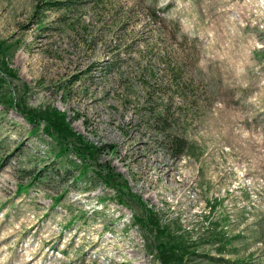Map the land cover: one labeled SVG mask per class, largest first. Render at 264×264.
<instances>
[{"label":"rangeland","instance_id":"rangeland-1","mask_svg":"<svg viewBox=\"0 0 264 264\" xmlns=\"http://www.w3.org/2000/svg\"><path fill=\"white\" fill-rule=\"evenodd\" d=\"M1 42L0 91L65 113L135 201L0 104V264H159L138 199L185 264H264V0H0Z\"/></svg>","mask_w":264,"mask_h":264},{"label":"trees","instance_id":"trees-1","mask_svg":"<svg viewBox=\"0 0 264 264\" xmlns=\"http://www.w3.org/2000/svg\"><path fill=\"white\" fill-rule=\"evenodd\" d=\"M55 6H66L72 4L69 1L63 3H55ZM65 8L66 7H61ZM68 8V7H67ZM10 48L6 46L4 42L0 43V72L5 76L12 79H17L16 72L9 68V63L5 59ZM0 83L4 85V81L0 80ZM26 87H24V90ZM20 103L7 93L0 91V104L3 106H15L21 113L22 117L32 127L33 133L41 132L49 137L54 143L53 153L55 157L73 155L77 161L80 162V174L83 177L91 169L95 168L94 175L103 183L105 188L111 189L117 192V202L123 206H127L130 201H135L134 195L125 191L127 188V182L121 183L120 176L115 174L114 171L108 166L99 163V158L103 150L96 147L80 134L76 133L72 128L71 122L65 113L53 109H29L24 103V98L20 99ZM158 120L167 121L166 115L161 113L157 116ZM166 140L170 144L171 150L175 152L176 157H181L187 147V142L184 139H180L174 136L166 135ZM174 144V145H171ZM39 180V179H38ZM28 187V186H27ZM25 186L21 185L18 189L19 193L25 191ZM59 200H56L55 204L58 205ZM143 211V218H135L136 221L141 223V227L146 230L150 229L154 233V236L158 241L154 244H150L151 249H155L158 253L159 264H185L187 257L191 255L188 251V247L185 246L183 237L171 234L169 230L163 226L161 220L157 218V215L153 213L148 207L138 199ZM195 254V253H192Z\"/></svg>","mask_w":264,"mask_h":264}]
</instances>
